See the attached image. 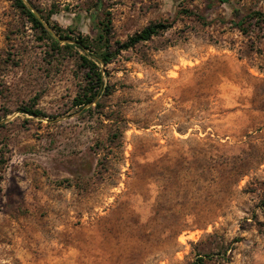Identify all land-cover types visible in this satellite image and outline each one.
Wrapping results in <instances>:
<instances>
[{
	"label": "rangeland",
	"instance_id": "obj_1",
	"mask_svg": "<svg viewBox=\"0 0 264 264\" xmlns=\"http://www.w3.org/2000/svg\"><path fill=\"white\" fill-rule=\"evenodd\" d=\"M26 1L91 40L169 26L82 108L83 51L0 0V264H264V0Z\"/></svg>",
	"mask_w": 264,
	"mask_h": 264
},
{
	"label": "trees",
	"instance_id": "obj_2",
	"mask_svg": "<svg viewBox=\"0 0 264 264\" xmlns=\"http://www.w3.org/2000/svg\"><path fill=\"white\" fill-rule=\"evenodd\" d=\"M14 2L27 16L29 21L32 22L36 28L41 29L43 33L51 35L52 29L56 30L60 39H54V43L58 45L61 41H68L66 43L67 46H76L83 51L81 59L83 67L87 70L86 77L88 82L84 88L83 94L75 100L76 104L82 108L87 106L90 107L93 103H98L101 96L110 94V86L106 81L107 70L104 66L111 63L123 50H128L141 42L151 40L169 26L161 22L149 24L122 42L120 40H112L111 34L113 26L112 21L108 20L107 22L99 24L97 36L91 40L88 37L80 35L76 37L63 34L61 28L51 21L52 15L58 13L54 7L49 10L47 16H40L34 11V6L29 4L26 0H14ZM191 13H194L199 19L206 23L207 20L204 15L196 12ZM247 17H256L259 19L258 21L264 22V12L262 11L251 12ZM237 25L241 28L243 22H237ZM23 111L34 116L44 115L41 110L29 107L23 108ZM212 256V254H208L204 257L211 258ZM204 257H198L192 264H204Z\"/></svg>",
	"mask_w": 264,
	"mask_h": 264
}]
</instances>
